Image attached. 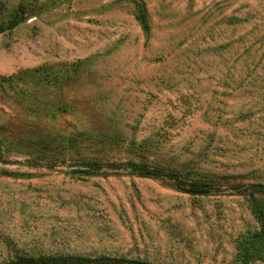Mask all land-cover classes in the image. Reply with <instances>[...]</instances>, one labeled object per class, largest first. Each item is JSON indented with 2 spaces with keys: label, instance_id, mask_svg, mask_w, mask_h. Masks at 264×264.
<instances>
[{
  "label": "rangeland",
  "instance_id": "rangeland-1",
  "mask_svg": "<svg viewBox=\"0 0 264 264\" xmlns=\"http://www.w3.org/2000/svg\"><path fill=\"white\" fill-rule=\"evenodd\" d=\"M18 9L0 35V264H239L261 228L241 193L264 187V0H0V25Z\"/></svg>",
  "mask_w": 264,
  "mask_h": 264
},
{
  "label": "trees",
  "instance_id": "trees-1",
  "mask_svg": "<svg viewBox=\"0 0 264 264\" xmlns=\"http://www.w3.org/2000/svg\"><path fill=\"white\" fill-rule=\"evenodd\" d=\"M23 12L18 9L17 14L7 22L0 25V35L15 29L22 21ZM135 20L140 25L146 37L149 34L147 24V12L141 1L136 2ZM156 174V173H152ZM152 174H150L152 176ZM179 192L191 195H203L204 191L196 189L187 191L178 189ZM249 199V210L261 228L255 232L247 233L241 237L235 246L236 260L239 264H264V187L261 185L245 188L242 193ZM4 264H151L140 260H129L108 256L82 257L72 255H40V256H16L12 261Z\"/></svg>",
  "mask_w": 264,
  "mask_h": 264
}]
</instances>
